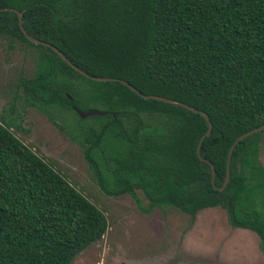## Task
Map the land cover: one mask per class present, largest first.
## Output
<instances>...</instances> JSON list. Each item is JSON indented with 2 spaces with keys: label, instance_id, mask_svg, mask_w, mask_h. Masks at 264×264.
I'll use <instances>...</instances> for the list:
<instances>
[{
  "label": "trees",
  "instance_id": "1",
  "mask_svg": "<svg viewBox=\"0 0 264 264\" xmlns=\"http://www.w3.org/2000/svg\"><path fill=\"white\" fill-rule=\"evenodd\" d=\"M0 8L19 10L27 34L90 76L119 78L208 114L212 129L200 155L215 168V186L196 151L208 127L202 114L81 74L51 47L29 41L15 11L0 10L9 46L35 49L34 76L20 78L14 99L21 90L51 120L58 111L75 116L71 135L102 192L138 201L140 189L149 206L192 216L221 206L232 226L256 231L264 252L261 132L237 143L229 181L216 188L230 145L264 123V0H0ZM73 107L103 114L80 118ZM11 123L0 121V264H71L103 237L107 217Z\"/></svg>",
  "mask_w": 264,
  "mask_h": 264
},
{
  "label": "rangeland",
  "instance_id": "2",
  "mask_svg": "<svg viewBox=\"0 0 264 264\" xmlns=\"http://www.w3.org/2000/svg\"><path fill=\"white\" fill-rule=\"evenodd\" d=\"M35 49L16 41L11 47L0 35V115L16 116L10 130L34 152L50 161L68 181L107 217L103 237L80 252L71 264H264L254 231L229 225L223 207H207L194 216L171 206H149L140 189L138 201L130 194L108 196L93 178L80 143L71 132L75 116L57 112L52 121L25 103L22 93L10 103L19 78L35 72ZM264 166V132L260 142Z\"/></svg>",
  "mask_w": 264,
  "mask_h": 264
},
{
  "label": "water",
  "instance_id": "3",
  "mask_svg": "<svg viewBox=\"0 0 264 264\" xmlns=\"http://www.w3.org/2000/svg\"><path fill=\"white\" fill-rule=\"evenodd\" d=\"M3 9H10V10H13L17 13L18 15V22H19V26L21 28V30L23 31L24 35L28 38V40H30L31 42L35 43V44H43V45H46V46H49L51 47L53 50H55L62 58L63 60H65L68 64H70L72 67H74L78 72H80L81 74L87 76V77H90L94 80H98V81H120L126 85L129 86V88L131 90H133L134 92H136L138 95H140L141 97L145 98V99H148V98H151V99H156V100H160V101H164V102H169V103H174V104H178L180 106H183L193 112H197V113H200L204 116L205 120L207 121L208 123V127L206 129V131L200 136L199 138V141H198V144H197V154L198 156L200 157V159L204 160L205 162L209 163L210 165V168H211V183L214 185V178H215V168L214 166L212 165V163L201 157L200 155V146H201V143L203 141V139L207 136L210 135L211 133V129H212V123L211 121L209 120V116L206 112L204 111H201V110H198L196 108H194L193 106H190L186 103H183V102H180V101H177V100H174V99H171V98H167V97H162V96H158V95H152V94H143L141 93L138 89H136L135 87H133L132 85L128 84L126 81L124 80H121L119 78H115V77H102V76H90L89 74H87L86 72L82 71L81 69H79L78 67H76L75 65H73L68 59L66 56H64L61 51L54 45L44 41V40H41V39H38V38H35V37H32L30 36L29 34L26 33V31L24 30L23 26H22V15H21V12L17 9H14V8H0V10H3ZM76 112L78 113V115L81 117V118H86L88 116H91V115H95V114H98V115H101L103 114V112L99 111V110H96V109H90V110H86V111H82L76 107H74ZM264 129V123H262L261 125L259 126H256L250 130H247L245 132H243L242 134H240L234 141L233 143L230 145L229 147V150H228V154H227V160H226V172H225V179L222 183L221 186L219 187H216L217 189L219 190H222L224 189V187L226 186V184L228 183L229 181V176H230V161H231V154H232V151L234 149V147L237 145V143L239 141H241L242 139H244L245 137L253 134V133H257L261 130Z\"/></svg>",
  "mask_w": 264,
  "mask_h": 264
},
{
  "label": "flooded vegetation",
  "instance_id": "4",
  "mask_svg": "<svg viewBox=\"0 0 264 264\" xmlns=\"http://www.w3.org/2000/svg\"><path fill=\"white\" fill-rule=\"evenodd\" d=\"M6 39V38H5ZM28 39V38H27ZM30 41V40H29ZM15 43V42H14ZM13 43V44H14ZM24 43V42H23ZM43 45V44H42ZM62 53V52H61ZM60 56V55H59ZM62 58V57H61ZM63 59V58H62ZM65 61V60H64ZM70 61V60H69ZM70 65V64H69ZM74 65V64H73ZM74 68V67H73ZM34 76V75H33ZM32 76V77H33ZM32 77H30V78H32ZM29 79V78H28ZM19 80H20V78H19ZM19 80H18V82H19ZM17 82V83H18ZM17 83H16V85H17ZM16 90H17V87H16ZM19 92L20 93H22V91L21 90H19ZM23 94V93H22ZM17 95H18V97L16 98V99H14V96H15V92H14V96H13V100L11 101V103H10V108H11V111H13V109H14V107H15V100H16V102H17V100L19 99V97H21L19 94H18V92H17ZM22 97L24 98V95H22ZM24 100H25V98H24ZM25 103L27 104V105H29V106H33V107H36V108H38L36 105H33V104H29L26 100H25ZM39 110H41L40 108H38ZM73 110H75V108L73 107ZM42 111V110H41ZM43 113H45L44 111H42ZM59 112V111H58ZM61 112V111H60ZM75 112H76V110H75ZM62 113H66V112H62ZM77 113V112H76ZM46 114V113H45ZM47 115V114H46ZM77 115H78V113H77ZM48 116V115H47ZM79 116V115H78ZM80 117V116H79ZM81 118V117H80ZM2 119H5L6 121L7 120H11L12 121V123H11V125L9 126V129H10V127H12V126H16V127H19V125L18 124H16L15 123V119H16V116H13V117H10V116H4V115H0V121H2ZM52 121H54V120H52ZM55 122V121H54ZM259 132H261V135H260V140H259V152H258V160H259V163H260V165L263 167V169H264V166H263V164L261 163V158H260V142H261V136H262V133L264 132V129L263 130H261V131H259ZM78 141V140H77ZM79 142V141H78ZM80 143V142H79ZM80 146H81V144H80ZM81 148H82V146H81ZM82 151H83V149H82ZM84 155V154H83ZM42 157V156H41ZM85 158V157H84ZM48 161V160H47ZM50 162V161H49ZM88 165V164H87ZM89 168V167H88ZM90 170V169H89ZM91 172V171H90ZM92 174V173H91ZM99 186V185H98ZM137 190V189H136ZM135 190V191H136ZM142 191V190H141ZM104 193V192H103ZM105 194V193H104ZM125 194H128V193H125ZM107 195V194H106ZM120 195H122V194H120ZM108 196H111V195H108ZM118 196V195H117ZM132 196V195H131ZM133 197V196H132ZM134 198V197H133ZM158 207V206H157ZM172 207V206H171ZM215 207H217V206H215ZM221 207V206H220ZM207 208V207H206ZM209 208V207H208ZM203 209V208H202ZM225 209V208H224ZM180 210V209H179ZM201 210V209H200ZM226 210V209H225ZM182 211V210H181ZM184 212V211H183ZM198 212V211H197ZM196 212V213H197ZM227 212V211H226ZM186 213V212H185ZM187 214H189V213H187ZM192 216V215H191ZM194 216V215H193ZM227 220H228V216H227ZM228 223H229V221H228ZM229 225L230 226H232L230 223H229ZM232 227H234V228H244V229H250V230H252V231H254L253 229H251V228H249V227H240V226H232ZM255 232V234L258 236V238H259V246H260V249H261V240H260V237H259V235L256 233V231H254ZM261 251H262V249H261ZM262 253L264 254V252L262 251Z\"/></svg>",
  "mask_w": 264,
  "mask_h": 264
}]
</instances>
